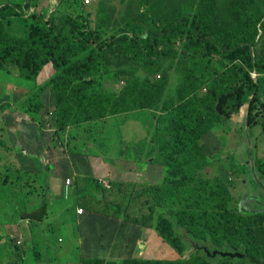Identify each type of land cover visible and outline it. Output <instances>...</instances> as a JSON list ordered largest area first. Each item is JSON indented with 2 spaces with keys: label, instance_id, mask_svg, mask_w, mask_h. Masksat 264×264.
Listing matches in <instances>:
<instances>
[{
  "label": "rangeland",
  "instance_id": "obj_1",
  "mask_svg": "<svg viewBox=\"0 0 264 264\" xmlns=\"http://www.w3.org/2000/svg\"><path fill=\"white\" fill-rule=\"evenodd\" d=\"M26 1L0 0V5L21 4L24 6ZM28 1L30 6L28 3L25 11L21 12L14 7L13 14L5 13L7 16L0 18L4 29L0 31L1 37L5 35L4 33L26 37L27 33L32 31L29 29L35 24L33 15L46 19L50 15L59 16L68 13L82 19L86 23V30H96L102 36L108 37L123 31L131 32L136 23H142L148 31H154L186 10L196 11L200 24L213 32L218 41L225 42L231 36L242 41L252 40L255 56L264 58V0ZM35 39L38 38L35 37ZM59 40L60 43L51 45L50 48L39 45L43 47V51H52L53 54L50 57L51 60L43 64L33 78H26L22 74L23 70L19 68L24 66V50L14 52L13 59L18 62L17 64L0 56V264L7 262L14 264H129L128 258L135 255L132 252V245L137 239L119 256L98 257L94 253V245L87 250L84 237L80 239L81 234L74 222H67L71 220H64L61 216H51L48 203L46 204L48 200L44 196L46 195L44 163L48 160L46 157L53 159L52 154L58 149H65V136L59 142L55 141L56 136L62 135L61 131L66 132V128L63 130L56 128L57 120L61 121L62 117L68 113V121L77 124L82 131L102 137L113 146L120 144L119 147H122L125 141L117 138L118 133L115 132L119 130L116 120L108 122L107 118L113 112L127 113L126 107L131 111L138 110L131 116L155 120L158 127L154 122L152 126H149V134L152 136L150 142L145 140L131 142L125 144V148L130 145L142 162H146L147 158L141 156V149H146L148 155L154 156L157 151L160 156L154 160H158L163 166L165 162L163 155L165 157L178 152L174 156L185 160L184 164L188 168L185 170L186 173L205 178L206 181L213 180L211 184L217 188L201 197L195 198L192 195L182 199L168 208L157 207L154 193H152L150 197L153 201H127L125 209L129 210L126 211L128 212L126 216L131 218L136 216L138 221L133 223L144 227L145 230L153 231L160 238L158 240L163 251L164 247L169 246L177 253V258L181 262L229 264L241 260L243 264H253L245 258H229L234 252L246 253L264 260V212H261L264 210V176L254 177L246 168V164H243L245 159H251L252 162L257 158L262 160L264 130L256 126L259 134L255 136H252L255 128H251L250 136L246 130L238 131V139L232 135L235 148L229 144L228 135L225 132L223 137L219 138L221 147L215 148L217 141L214 139L202 140L206 132L211 130L210 125H213L212 121L215 119V115L210 110L211 99L216 93L226 90L225 77L232 75L229 64L220 61L212 50L195 59H185L175 52L165 51L154 61L135 62L133 65L118 68L91 62L81 80L92 79L94 85L82 90L79 82H70L64 76L62 68L56 71L53 61L62 52L68 56L69 62L76 61L83 57L89 48L80 49L79 44L64 33ZM48 80L50 81L47 83ZM210 88L216 91L215 94L208 92ZM186 97H189L191 106L196 108L194 113H197V109L201 107L203 110L201 112L203 118L200 120L189 119V126L192 127L189 137L194 138L199 132L202 134H198L196 138V147L191 145V149L175 151L170 130L167 127L166 115L165 122L160 118L162 113L156 112H167L170 108H175L176 112H179L181 107H184L181 104L185 103ZM195 99L200 100L198 105L194 102ZM259 99L264 102L262 97ZM260 105L257 104L263 111L264 105ZM91 106L96 110L89 112ZM243 106L244 104L241 107ZM149 107L151 110L140 111L142 108ZM89 114H93L96 119H87ZM93 120L95 123L102 121L105 124H92ZM226 121L220 118L217 125L224 123L225 128H228L229 124ZM109 124L115 131L108 128ZM73 133L68 132L67 136L74 138ZM155 135L158 141H155ZM53 138H55L54 141ZM27 139H30V142H27ZM255 143L259 145L256 146ZM105 144L108 143L105 142ZM143 144L150 145L142 146ZM251 144L255 145L256 150L247 151V146ZM209 146L215 149L211 151L208 159L205 148ZM193 151L196 154L203 152L205 155L202 167H189L188 158L192 156ZM220 157L225 162L223 167L220 166ZM208 164H211L210 167L217 168V172L208 173V175H215L213 177H205L207 174L201 172ZM220 168H223L225 172H221ZM219 182L221 186L217 187ZM141 187L146 189L144 185ZM154 189H157V186ZM201 189H205L204 186H201ZM145 194H149L148 191H145ZM22 196L23 201H20ZM116 202L120 205V201H112L108 204L113 207L112 210L120 212ZM43 204L44 208L40 210ZM58 206L57 204L54 208ZM68 206H71L69 202ZM190 206L201 212L202 207L205 206L212 220L206 222L202 219L196 226L192 217L187 218L180 213L182 210H189ZM239 208L257 211L252 214L241 213ZM63 217L65 218L64 214ZM214 222L216 223L213 224ZM158 232H161L163 236ZM98 233L90 229L84 236L89 234L95 240ZM104 241H107V238ZM161 254L162 256L158 258L173 257V252L166 248Z\"/></svg>",
  "mask_w": 264,
  "mask_h": 264
},
{
  "label": "trees",
  "instance_id": "obj_2",
  "mask_svg": "<svg viewBox=\"0 0 264 264\" xmlns=\"http://www.w3.org/2000/svg\"><path fill=\"white\" fill-rule=\"evenodd\" d=\"M27 5L30 6V1L28 0L24 3V6L21 4L0 5V18H5L7 16L5 13L13 14L12 9L14 7L21 12L25 11ZM33 18L35 19V24L29 29L32 31H29L26 37L16 36L9 33H4V36H0V56H4L7 61L17 64L18 62L13 59V54L16 50H24V66H20L19 68L20 70H23L22 74L26 78L36 77L42 68V65L51 60L50 57L53 54L52 51H43V47L50 48L51 45L60 43L59 37H62L63 33L69 35L73 41L78 43L80 49L89 48L87 53L76 61L69 62L68 56L64 55L65 52L59 54L53 61L56 71L62 68L61 70H64V76L67 77L70 82H79V84L82 85V90H86L89 86L94 85L92 79L86 81L81 80L91 62H98L105 67L113 66L118 68L133 65L135 62H146L147 60L154 61L165 51L175 52L185 59H195L203 56L207 51L212 50V52L219 57L220 61L224 64H229V68L231 69L230 73L232 74L225 77V91L216 94V91H214L213 88H210L208 91L209 93L214 92L215 94L211 99L212 106L210 107V110L215 115L212 124H217L220 118L227 120L231 113L236 112L243 104H246L247 112L244 129L248 131L249 136L251 128L258 126L260 129L264 130V110H260L259 106H257V104H261L260 106L264 105V102H261L259 99L261 96H264V58H257L255 56L253 51L254 42L252 40L242 41L235 36H231L225 42L218 41L213 32L204 28L200 24L199 15L196 11L185 10L169 23L154 31H148L144 24L136 23L132 27L131 32L123 31L108 37L102 36L96 30H86V23L82 19L68 13H63L59 16L50 15L47 16L46 19L41 16L33 15ZM3 30L4 29L0 23V31ZM35 37L38 39L36 40ZM39 45H42L43 47H40ZM31 51L32 53L30 54ZM77 79L79 80L76 81ZM49 81L50 80H48L47 83ZM185 99V103L181 104V106L184 107H181L179 112H176L175 108H170L167 112L162 111L163 113L160 116V118L165 121L164 116L166 115L168 123L167 127L170 130V136L176 149L175 151H180L186 148L191 149V145L196 147V138L198 137V134H202V132H199L194 138L189 137L192 132V127L189 126V119L194 118L200 120L203 118L201 117V112H203V110L201 107L197 109V113H194L193 111L196 108L191 106L189 97H186ZM199 101V99L194 100L197 105ZM145 107L148 106L145 105ZM90 108L89 112L96 110L93 106ZM36 109H38V107ZM126 110L130 109L126 107ZM153 112H155V110H153ZM55 113L57 117V110ZM114 113L115 112L109 115H113ZM93 118L94 115L89 114L87 119ZM57 122L56 128L58 130H63L68 125L74 124L68 121V113L62 117L61 121L57 120ZM93 122L95 121L93 120L91 123ZM75 125L77 126V124ZM253 135L254 131L252 136ZM254 146V144L248 145L247 151L249 149L250 151H254ZM176 153L178 152L168 154L166 155L167 157H164L163 155L162 158L165 159L163 178L157 185H146V189L145 187L142 189L140 185L136 186L122 182L115 184L110 189H106L107 187L96 178H88L86 180L91 186L104 189L101 190V199L109 202L120 201V205L117 202L116 203L120 207L119 210L122 213H125V216L128 213L126 211L129 210L125 209L127 201H153L150 197V195H153L152 193H154L153 196L157 207L168 208L173 207L180 200L187 199L192 195L197 198L207 194L208 191L217 190V188L212 186L214 184H211L213 183V180L206 181L205 178L196 177L194 175L191 176L189 172L186 173L185 170L188 168H186V164H184L185 160H183L182 157L174 156ZM188 161L189 167H202L205 162V155L203 152L196 154L193 151V154L188 158ZM245 166L254 177L264 176V156L262 160H253L252 164L250 163V160L247 159V164ZM251 166H253V168H251ZM251 169L253 170L251 171ZM251 178L254 180L253 177ZM156 186L157 189H154ZM201 186H204L205 189L202 190ZM220 186L221 183L219 182L217 187ZM114 187L115 190L113 191ZM145 191H148L149 194L144 195ZM135 194L144 196L139 197ZM20 201H23V196ZM86 203L90 209L97 208L98 205H100V202H97L92 198ZM109 206L113 209L111 205ZM43 208L44 204L41 206L40 210ZM189 208V210H182L180 213L184 217H192V221L196 226L202 219L206 220V222L212 220V218L209 217V211L205 206L202 207V212L196 211L194 208L192 209L191 206ZM240 211L241 213L246 212L252 214L257 210L240 209ZM259 211H261V209H259ZM261 212H264V210ZM126 217L128 218L127 220L132 222L138 221L136 216L133 218ZM215 223L216 222L213 224ZM158 234L163 236L161 232H158ZM165 248L166 250L173 252V257H166L164 259H139L130 256L128 262L129 264H188L187 262H181L180 259L177 258V253L169 246L164 247V251ZM164 251L163 249H160L159 254ZM229 258H245L253 264H264L263 259L255 258L249 254L241 252L231 253ZM97 260L100 261V259ZM83 262L85 263V261ZM5 264L14 263L7 262ZM229 264L243 263L239 260V262Z\"/></svg>",
  "mask_w": 264,
  "mask_h": 264
},
{
  "label": "crops",
  "instance_id": "obj_3",
  "mask_svg": "<svg viewBox=\"0 0 264 264\" xmlns=\"http://www.w3.org/2000/svg\"><path fill=\"white\" fill-rule=\"evenodd\" d=\"M261 97L264 99V96ZM246 108L247 106L244 104L243 107L232 113L233 116L231 115L226 121L229 124L228 128H225L226 124L224 123L211 125V130L206 132L207 134H205L202 140L211 141V139H214L217 141V147L215 148L221 147L220 139L225 132L226 135H228L229 144L235 148L232 135L238 139V131L243 132V130H245L243 127L245 124V113L247 112ZM141 110L151 109L142 108L140 111ZM126 111L127 113H114L107 118L108 122L116 120V125L119 130V132H115L116 134L118 133L117 138L118 140L121 139L125 141L122 147H119L120 144L113 146L108 140L102 137L82 131V129L75 124L68 125L66 127V132L61 131L60 134L62 133V135L56 136V139L53 138V141L55 139L56 142H59L60 139L65 136V149H58L56 153L51 155L53 159L46 157L48 160H45L44 163V172L46 173V195L44 196L48 200V210L51 216H61L64 220H71L67 222H74L75 227L81 234L80 239L84 237L87 250H90L91 245H94V253L98 257L104 256L103 258H107L110 255L119 256L122 251H127L129 249V244L137 239L132 245V252L135 254L134 258H158L162 256V254L158 253L159 249H162V247H160L161 243H159L158 240L159 237L154 234L153 231L145 230L144 227L135 225L130 220H127L128 218L125 216V213L112 210L108 204L109 201L101 199V190L104 189L99 187L95 188L86 180L88 178H96L107 187L106 189H110L120 182L130 183L136 186L157 185L161 182L164 175V166L160 164L158 160H154L160 156L157 151L154 156L148 155L146 149H141V156L147 158L146 162H142V160L137 157L134 150L131 149L130 145L127 148L124 146L127 143L129 144L142 140L150 142L152 136L149 134V126H152L154 122L158 127V123L147 117L131 116L133 112L136 114L135 111L138 110ZM156 113L163 112L158 111ZM94 123L95 122L92 124ZM97 123L101 124L104 122H96L95 124ZM108 128L114 130V127L110 124ZM68 132H74V138L70 137V135L67 136ZM258 134L259 129L255 128L253 136ZM26 141L30 142V139ZM155 141H158L156 135ZM105 142L108 144L106 145ZM255 144L256 146L259 145V143ZM149 145L150 144H143L142 146ZM210 147L211 146L205 148V155L207 158L211 155V151L215 149ZM27 148L29 149V146H27ZM219 160H221L220 166L223 167L225 164L223 158L220 157ZM244 163L247 164L246 159L243 161V164ZM250 163L252 164L251 159ZM210 165L211 164L206 165L205 168L201 170V172L207 174L205 177H213L215 175H208V173L217 172L216 166L210 167ZM251 168H253V166H251ZM221 169V172H225L223 168H220V170ZM66 178H69V183H65ZM91 198L100 202L97 208H88L86 202ZM68 202L71 205L70 207L68 206ZM57 204L59 206L54 208ZM77 208H82V211L78 213ZM90 229L99 232L97 234V239L93 240V236L89 234L84 236ZM134 232H136V235H134ZM146 237L149 240H147ZM106 238L107 241H104ZM140 240L142 242H140ZM138 241L140 243H138Z\"/></svg>",
  "mask_w": 264,
  "mask_h": 264
},
{
  "label": "built area",
  "instance_id": "obj_4",
  "mask_svg": "<svg viewBox=\"0 0 264 264\" xmlns=\"http://www.w3.org/2000/svg\"><path fill=\"white\" fill-rule=\"evenodd\" d=\"M65 183H69V178L65 179ZM82 211V208H77V212L80 213Z\"/></svg>",
  "mask_w": 264,
  "mask_h": 264
}]
</instances>
